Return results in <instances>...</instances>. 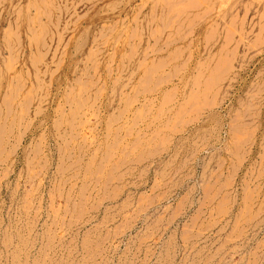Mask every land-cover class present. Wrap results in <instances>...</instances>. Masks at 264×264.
I'll return each instance as SVG.
<instances>
[{
  "label": "rangeland",
  "instance_id": "1",
  "mask_svg": "<svg viewBox=\"0 0 264 264\" xmlns=\"http://www.w3.org/2000/svg\"><path fill=\"white\" fill-rule=\"evenodd\" d=\"M178 1L0 0V264H264V0Z\"/></svg>",
  "mask_w": 264,
  "mask_h": 264
},
{
  "label": "bare ground",
  "instance_id": "2",
  "mask_svg": "<svg viewBox=\"0 0 264 264\" xmlns=\"http://www.w3.org/2000/svg\"><path fill=\"white\" fill-rule=\"evenodd\" d=\"M146 1H147V0H146ZM162 1H164V2L166 3L168 0H162ZM176 1H177V0H176ZM182 1H184V0H182ZM182 1L179 0L178 2H181V3H182ZM187 1H188V0H186V2H187ZM189 1H190V0H189ZM191 1H193V0H191ZM194 1H195V0H194ZM196 1H198V0H196ZM196 1H195V2H196ZM205 1H206V0H205ZM205 1H204V3H205ZM260 1H261V0H260ZM51 2H52V0H51ZM159 2H160V1H159ZM170 2H171V1H170ZM173 2H174V0H173ZM186 2H184V3H186ZM195 2H193V4H194ZM155 3H156V2H155ZM155 3H154V4H155ZM174 3H175V2H174ZM174 3H173V4H174ZM176 3H177V2H176ZM200 3H201V0H200ZM161 4H162V3H161ZM168 4H170V3L168 2ZM173 4H172V5H173ZM182 4H183V3H182ZM189 4H191V2H190ZM195 4H196V3H195ZM49 5H50V4H49ZM166 5H167V3H166ZM179 5H180V3H179ZM197 5H198V7H199V3H197ZM197 5H196V6H197ZM202 5H203V4H202ZM244 5H245V4H244ZM159 6H160V5H159ZM163 6H164V5H163ZM174 6H175V5H174ZM186 6L191 7L192 5H188V3H187ZM186 6H185V7H186ZM210 6H211V5H210ZM164 7H165V6H164ZM169 7H170V6H169ZM177 7H178V4H177ZM185 7H183V8H184L185 10H187L188 8H187V7L185 8ZM192 7L195 8V5H193ZM192 7H191V8H192ZM198 7H197V8H198ZM171 8H173V7H171ZM178 8H180V6H179ZM178 8H177V9L175 8V9H176L177 11H179ZM208 8H209V7H208ZM208 8H207V9H208ZM166 9H168V8H166ZM189 9H190V8H189ZM189 9H188V10H189ZM192 9H193V8H192ZM192 9H190V10H192ZM255 9H256V8H255ZM38 10H40V9H38ZM57 10H58V9H57ZM162 10H163V9H162ZM171 10H172V9H171ZM173 10H174V9H173ZM181 10H183V9H181ZM209 10H210V9H209ZM245 10H247V9H245ZM245 10H244V11H245ZM153 11H154V10H153ZM202 11H204V9H203ZM210 11H211V10H210ZM47 12H48V11H47ZM167 12H168V10H167ZM171 12H172V11H171ZM174 12H175V11H174ZM180 12H181V14H183L182 11H180ZM180 12H179V13H180ZM184 12H185V11H184ZM204 12H205V11H204ZM208 12H209V11H208ZM175 13H176V12H175ZM175 13H173V14H175ZM197 13H199V12H197ZM205 13H206V12H205ZM209 13H210V12H209ZM246 13H247V12H246ZM18 14H19V13H18ZM161 14H162V12H161ZM168 14H170V13H168ZM173 14H172V16H173ZM200 14H201V13H200ZM202 14H203V13H202ZM243 14H244V12H243ZM170 15H171V14H170ZM188 15H190V12H189ZM188 15H187V16H188ZM196 15H197V14H196V12H195V16L193 15L192 18H193V17L196 18ZM244 15H245V14H244ZM178 16H180V14H178ZM202 16H203V15H202ZM202 16H201V17H202ZM205 16H206V15H205ZM205 16H204V17H205ZM165 17H166V15H165ZM185 17H186V16H185ZM185 17H184V18H185ZM198 17H200V16H198ZM241 17H243V16H241ZM244 17H245V16H244ZM252 17H253V16H252ZM259 17H260V14H259ZM162 18H163V16H162ZM166 18H168V17H166ZM166 18H165V19H166ZM176 18H178V17H176ZM176 18H175V19H176ZM184 18H183L182 20H184ZM186 18H187V17H186ZM186 18H185V19H186ZM195 18H194V19H195ZM233 18H234V19H233ZM233 18H232L233 21H235L236 16H234ZM261 18H262V17H261ZM194 19H193V20H194ZM232 19H230V20H231L230 23L233 24ZM197 20H198V19H197ZM197 20H196V21H197ZM200 20H202V19H200ZM230 20H229V21H230ZM258 20H259V19H258ZM151 21H152V20H151ZM165 21H166V20H165ZM168 21H169V20H168ZM176 21H177V20H176ZM176 21L174 20V22H176ZM184 21H185V20H184ZM189 21H190V22H193V21H191V18H190ZM241 21H242V20H241ZM243 21H244V19H243ZM249 21H251V20H249ZM57 22H58V21H57ZM187 22H188V21H187ZM194 22H195V21H194ZM49 23H50V22H49ZM188 23H189V22H188ZM195 23H196V22H195ZM195 23H194V24H195ZM198 23H199V22H198ZM213 23H214V22H213ZM217 23H218V22H217ZM242 23H243V22H242ZM249 23H250V22H249ZM254 23H255V22H254ZM182 24L184 25V23H182ZM186 24H187V23H186ZM186 24H185L184 27H186ZM239 24H240V23H239ZM145 25H146V24H145ZM183 25H182V26H183ZM187 26H188V25H187ZM193 26H195V25H193ZM193 26H192V27H193ZM207 26H208V25H207ZM251 26H253V25H251ZM56 27H57V26H56ZM192 27H191V28H192ZM211 27H212V25H211ZM211 27H210V29H211ZM241 27H242V26H240V28H241ZM54 28H55V27H54ZM180 28H181V27H180ZM180 28H179V29H180ZM234 28H235V26H234ZM234 28H233V29H234ZM240 28H239V29H240ZM252 28H253V27H252ZM177 29H178V27H177ZM179 29H178V30H179ZM193 29H195V28H193ZM210 29H209V30H210ZM233 29H231V32L233 31ZM250 29H251V28H250ZM178 30H176V31H178ZM184 30H185V29H184ZM195 30H196V29H195ZM226 30H227V32H228V30H230V26L227 27ZM251 30H252V29H251ZM251 30H250V31H251ZM14 31H15V30H14ZM240 31H241V30H240ZM250 31H248V32L250 33ZM190 32H191V29H190ZM193 32H194V31H193ZM210 32L213 33V31H210ZM220 32H221V31H220ZM227 32H225L226 35H227ZM248 32H247V33H248ZM260 32H261V31H260ZM175 33H176V32H175ZM211 33H210V34H211ZM225 33H224V35H225ZM229 33H230V32H229ZM232 33H233V32H232ZM235 33H236V32H235ZM207 34H209V33H207ZM210 34H209V35H210ZM230 34H231V33H230ZM233 34H234V33H233ZM16 35H17V34H16ZM189 35H190V34H189ZM224 35H223V36H224ZM231 35H232V34H231ZM231 35H230V36H231ZM252 35H253V34H252ZM254 35H255V34H254ZM14 36H15V35H14ZM212 36H213V35H212ZM16 37H17V36H16ZM207 37H208V38L206 39V42H207L208 39H210L209 36H207ZM213 37H214V36H213ZM228 37H229V36H228ZM228 37H226V38H228ZM224 38H225V36L223 37V39H224ZM226 38H225V39H226ZM231 38H232V37H231ZM231 38H230V39H231ZM254 38H255V37H254ZM258 38H259V37H258ZM31 39H32V38H31ZM42 39H43V38H42ZM213 39H214V38H213ZM236 39H237V38H236ZM238 39H240V38H238ZM255 39H256V38H255ZM231 40H232V39H231ZM241 40H242V39H241ZM48 41H49V40H48ZM59 41H60V40H59ZM59 41H58V42H59ZM209 41H210V40H209ZM215 41H217V39H216ZM222 41H224V40H222ZM227 41H228V44H227ZM253 41H254V40H253ZM257 41H258V39H257ZM260 41H261V40H260ZM262 41H263V40H262ZM55 42H56V41H55ZM58 42H57V43H58ZM204 42H205V41H204ZM225 42H226V43H225ZM230 42H231V41H230ZM230 42H229V39L226 40V41H224V43L227 44V46L229 45ZM251 42H252V41H251ZM237 43H239V41H238ZM240 43H241V41H240ZM253 43H254V42H253ZM256 43H257V42H256ZM262 43H263V42H262ZM204 44H205V43H204ZM225 44H224V45H225ZM221 45H222V44H221ZM235 45H238V44L235 43ZM41 46H42V45H41ZM227 46H226V47H227ZM233 46H234V45H233ZM254 46H255V45H254ZM258 46H259V45H258ZM260 46H261V45H260ZM226 47L224 46V48H226ZM234 47H235V46H234ZM234 47H233V48H234ZM247 47H248V46H247ZM251 47H252V46H251ZM220 48H221V47H220ZM222 48H223V46H222ZM222 48H221L220 50H222ZM253 48H254V47H253ZM55 49H56V48H55ZM55 49H53V50H55ZM254 49H255V48H254ZM218 50H219V49H218ZM218 50H217V51H218ZM251 50H252V49H251ZM45 51H46V50H45ZM234 51L236 52V50H234ZM234 51H233V52H234ZM245 51H246V50H245ZM220 52H221V51H220ZM225 52H226V51H225ZM229 52H230V51H229ZM46 54H47V53H46ZM52 54H53V53H52ZM219 54H220V53H219ZM226 54H227V52H226ZM237 54H238V53H237ZM244 54H245V53H244ZM36 55H37V54H36ZM53 55H54V54H53ZM225 56H226V55H225ZM229 56H230V54H229ZM32 57H33V56H32ZM32 57H31V58H32ZM39 57H40V56H39ZM52 57H53V56H52ZM226 57H227V56H226ZM230 57H232V56H230ZM244 57H245V56H244ZM34 58H35V57H34ZM223 59H225V58H223ZM228 59H229V58H228ZM39 60H40V59H39ZM228 61H229V60H228ZM228 61H227V63H228ZM232 61H233V60H232ZM36 62L38 63L37 60H36ZM224 62L226 63V60H225ZM229 64H230V63H229ZM31 65H32V64H31ZM31 65H30V66H31ZM33 65H34V64H33ZM31 67H32V66H31ZM34 67H35V65H34ZM224 67H225V66H224ZM222 69H223V68H222ZM213 71H214V70H213ZM35 73H37V72H35ZM217 73H218V72H217ZM211 74H212V73H211ZM34 76H35V75H34ZM210 78H211V77H210ZM213 78H214V77H213ZM41 80H42V79H41ZM127 80H128V79H127ZM263 81H264V80H263ZM28 96H29V95H28ZM67 137H68V136H67ZM71 155H72V154H71ZM246 213H247V212H246ZM239 215H240V214H239ZM239 215H238V216H239ZM237 218H238V217H237Z\"/></svg>",
  "mask_w": 264,
  "mask_h": 264
}]
</instances>
